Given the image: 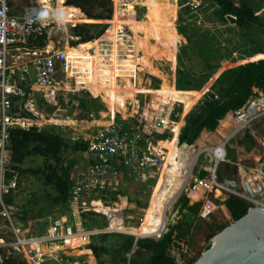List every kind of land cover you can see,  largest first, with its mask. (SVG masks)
I'll list each match as a JSON object with an SVG mask.
<instances>
[{"label": "rangeland", "instance_id": "1", "mask_svg": "<svg viewBox=\"0 0 264 264\" xmlns=\"http://www.w3.org/2000/svg\"><path fill=\"white\" fill-rule=\"evenodd\" d=\"M48 1L47 3L53 9L57 7L62 8L66 13V21L69 20L70 22L61 24L53 19L45 24V28H48L49 33V45L52 42L54 44L53 46L51 44L52 47L48 45V50L56 49L67 51L68 49H73L71 47V42L77 43V39H72L68 36L67 32L69 26L74 27L79 24H84L82 20H85L86 16L77 8L66 7L61 0ZM200 1L202 2L201 8L198 11L191 10L192 18L190 14L186 15L181 8L179 9L180 2L178 3V0L175 2L174 0H169L168 3L170 5L176 4V17H172V12L170 11L164 12L163 18L161 19H163L164 22L171 21L168 27L171 28L173 26L176 33L179 35L175 38L169 35L165 30L155 33L150 29L136 28L133 24L134 20H144L149 9L148 6L143 5V2L140 0H132L128 3L114 0V12L111 20H113L116 7L122 11H126L129 20H123L124 24H122L125 26L124 28L127 31V35L133 37L135 42L129 37L127 41L123 40L117 45L115 53L112 52L115 54L114 68H111L114 73V78L101 86V88H103L101 94L104 96L103 99H105V101L100 95L93 96L91 91H88L92 98L97 99L100 104H103V108L100 109V111H91V113L95 115V121L89 118V111H84L81 107L79 110H72V108L66 110L63 109V107L59 111L66 110V113H61L59 114L60 116H64L67 114V111H70L68 113L75 119V121H73L74 123L70 126L72 128L66 127L67 132H62V134L69 138H87L97 129L95 127V122H108L110 116L115 114L117 119L126 120L130 126L142 132L145 136L146 134L143 129L146 132L157 130L160 133H168L171 139L169 145L161 144L165 151L163 167L159 170L154 169L146 173L152 176L149 182H142L141 180H136L134 177L125 174L123 176V185L120 186L119 189L125 192L126 196H117V201H114L110 195L100 194L96 198L92 197L87 200L88 203H86V207L88 208L98 209L105 208L106 206L110 207V209H108L110 210L108 212L111 216L110 224L108 222L106 226L103 217L104 214L97 212V214L101 215L93 218V220L91 219V222L89 221L95 227H102L103 230L110 228L112 230L131 232L140 236L144 235L142 229L148 225L147 217L153 209L155 200L159 194L158 192H160L162 187L161 178L165 174L166 164L170 165L169 163H171L172 165L177 158V151L176 155H171L173 153L171 145L174 140L178 143L181 132L180 128H183L184 124L189 119L200 112L201 105L208 96L216 93V91H212L211 88L220 74L229 68L236 67L240 63L253 61L257 56H264V34L261 30L252 27L249 31H246L247 35L243 37L242 35L245 32L232 24L230 20L222 22L218 19L216 12L220 7L214 0H198V2ZM21 7L22 2L11 1L10 9L12 14L20 11ZM162 10L165 11L163 8ZM257 12L259 16L264 18V4L262 0H257ZM124 15L125 14H122L121 17L125 19ZM182 15L184 16L182 17ZM121 17L118 15L113 24L119 22L118 20L122 19ZM109 21L103 22L107 23L110 27ZM105 35L106 32L101 39H104ZM176 41L178 42L177 53L173 46ZM129 45L131 46L129 55L131 58L125 56V62L118 67V59L122 56L123 50ZM78 46L79 45L76 47ZM109 65L110 64H108V66ZM117 68H119V70H117ZM213 72H215L213 78H210L209 81L203 80L204 76H208ZM130 76L136 78L134 79L135 82ZM62 81V85L65 86V88L68 86L75 87L76 85L73 79L64 80V78H62ZM173 89L179 93V95H177L178 98L173 97ZM257 91V88L253 89L254 96H257ZM106 103L109 104L110 108L115 112H110ZM231 127L232 122H228L226 128L223 129L228 134L227 136H229L233 129ZM216 132L217 131L209 134L210 137ZM248 132L252 134L256 144L251 150H241V146H239L237 142L243 139L244 136H242V134ZM201 137L202 136L199 137V141ZM198 140L191 147L186 145L188 160L191 152L198 153L202 148L212 149L218 146L217 151H215L214 154L211 152H202L199 155L196 164L192 167V177L190 175V180L188 179L187 184L166 212L164 231L157 238L148 237L159 240L170 230H173L174 238L171 252L177 259L178 264L194 263L201 254L208 249L210 236L216 235L219 233L220 228L233 222L229 212L225 211V207H221V209L219 204H216V207L211 202L205 204L202 213L206 214L214 211L206 218V220L209 219L211 228L215 227L213 231L210 229L209 225L207 227V223L205 222H199L196 227L193 226L191 230H189L187 228V223L184 221L186 218L184 215L186 210L182 208V199L186 197L189 200V205L192 201L188 197L190 194L189 184H191L195 178H201L203 173H205V177L213 173V169L215 170L216 166L213 155H219L220 151H222L221 144L223 142L211 143L206 139L204 143L201 144ZM230 144H232L234 148V153L230 161L239 165V169L242 168L241 175L244 179L248 177L247 179L252 181L251 174H258V167L264 157V115L255 120L246 132H241L234 137L230 141L229 145ZM183 145H181V147ZM227 149L229 150L228 146ZM62 157L65 161V167L70 164V162H76L73 170L71 169V176L74 178H77L79 173L87 167L86 152H67L64 153ZM226 161L229 162L228 157ZM226 161L220 162L216 172H220V170L226 168ZM44 162V158L32 157L25 163V168L42 169ZM240 182L241 185H243L244 181L242 182L240 180ZM19 184V188L15 192L17 208L21 211L23 205H28L30 211L26 216L27 221H18L14 219L16 230H14L9 223H0V238H3L5 241L2 243L3 246L0 249L7 254L11 251L17 255L23 256L28 264H38L41 258L48 259V257H46L47 255L44 254V246L47 248L50 245L49 241L46 240L45 242L44 240L48 237L43 225L45 222L50 223L58 217V209H52L50 217L45 218L44 213L50 209V203L47 199V193L50 191L42 176H23ZM262 184L264 185L263 178ZM200 193L202 196L203 191ZM230 195L233 194L230 193ZM201 196L198 200L202 198ZM121 197L125 198L127 202L124 204L122 203L123 207H118L121 204ZM213 198L214 193L206 196V199L213 200ZM28 202L30 203L28 204ZM138 202L141 203V206L138 205ZM210 216H213V218L210 219ZM192 218L193 217L189 216V221H192ZM81 226V228L86 230L83 225ZM16 231H18V233ZM188 231L190 234L187 235ZM23 237L27 238V240H44L43 242L46 244L44 246L38 244L39 246L37 245L35 250L31 246L26 248L22 246L20 248L22 252L18 253V251H14L13 247L18 245V239ZM81 244L82 245L79 247L82 250H80L87 251L88 254H81L82 259L79 264H91L89 258L91 260L93 259V262L96 259H94L95 257L90 250L87 248L84 249V243L82 241ZM51 247H55V245L52 243ZM28 251L31 255L29 258L27 256ZM65 256L76 257V254L66 251ZM78 256L79 254L77 257ZM1 258L2 255H0V259ZM53 258L52 260L58 261L61 264H70ZM128 258L130 257L128 256Z\"/></svg>", "mask_w": 264, "mask_h": 264}, {"label": "trees", "instance_id": "2", "mask_svg": "<svg viewBox=\"0 0 264 264\" xmlns=\"http://www.w3.org/2000/svg\"><path fill=\"white\" fill-rule=\"evenodd\" d=\"M66 7H74L79 9L86 19L74 27L69 26L68 34L77 39V43L71 42V47L74 48L80 44H90L100 39L109 25L103 21L112 19L114 12V0H64ZM116 1V0H115ZM124 3L132 0H120ZM185 0H179L180 8L186 15L192 16L191 9L186 6ZM219 5V10L216 12L218 19L222 22L230 20L232 24L236 25L241 31L247 35L252 27L258 28L264 34V18L258 15L257 0H214ZM263 4H264V0ZM202 5V4H201ZM201 7V6H200ZM121 9L116 7L113 20L109 21L110 26L113 24L116 17L119 15ZM116 16V17H115ZM184 15H182L183 17ZM69 20H65L66 23ZM48 28H44L42 36L38 38L36 44L43 48L48 44ZM251 43V42H250ZM249 44V43H246ZM130 47H128L127 55L119 57L118 67L125 62V56L130 55ZM245 47V45H244ZM249 47V46H248ZM126 57V58H127ZM128 58H131L129 56ZM114 64V62H113ZM119 70V68H117ZM215 72L204 76V81H209L213 78ZM257 88L264 92V58L243 62L242 64L229 68L220 74L217 80L212 85L211 90L216 91L215 94L208 96L200 108V112L193 118L189 119L183 127L181 136L179 138L180 145H177V158L172 165H168L165 171V182L155 200V204L147 217L148 225L142 229L144 237H159L164 231L165 215L170 206L174 203L182 189L188 182L191 175L193 164L198 159L202 152L217 151L215 149L202 148L198 153L191 152L189 160L187 157V145H193L204 131L213 132L217 129V142H221V137L228 138V134L223 130L226 128L228 122H232L230 116L224 119L229 112H235L243 108L253 96V89ZM216 96L218 98H216ZM80 107L84 111H100L103 104H100L97 99L91 97L87 91L78 98ZM51 110V108H48ZM224 119V120H222ZM146 137L151 138L157 144H170V136L168 133H160L157 130L145 131ZM12 146L8 150L9 164L4 170V175L7 180L12 176L17 177L18 186L16 189L10 190L4 197V202L7 206L18 207L15 198V192L19 188L20 179L23 176L30 175L32 177L42 176L46 186L49 188L47 199L50 203L49 211L44 213L45 218L50 217L52 209H58V215L61 217H68L70 222H74V211L71 209V187L72 181L70 179L71 169L75 167L76 162H70L66 167L64 166V158L62 155L67 152L85 153L88 149V143L82 139L71 140L68 136L62 133H55L53 131L37 130L32 128L30 130H23L16 128L11 131ZM249 145H255L256 142L250 133H246L241 141ZM185 144V145H183ZM181 145H183L181 147ZM214 151V152H215ZM224 151V150H223ZM223 151L221 152L223 154ZM32 157L44 158L43 168H25V163ZM179 158V159H178ZM123 170V169H122ZM121 170V171H122ZM126 171L125 169L123 172ZM205 173L202 174L204 176ZM199 188L197 192H202ZM191 192V191H190ZM244 194V193H243ZM108 195L112 200L117 201L118 195H125V192H112ZM127 202L125 198L121 199V204ZM30 202H28L29 204ZM123 203V204H122ZM230 212L233 221L243 217L248 208L251 206L244 199L231 195L224 203ZM141 206V203L138 202ZM23 209L18 211L16 219L18 221H27V214L30 211L28 205H23ZM182 208L186 210L184 221L187 223V228L191 230L192 221H189V216H197L201 203L189 206V200L186 197L182 199ZM18 209V208H17ZM110 209L109 206L105 208H98L101 213H106ZM95 212H86L80 215L82 225L86 230H103L102 227H95L90 222L93 218L100 216ZM105 225H108L107 217ZM92 219V220H91ZM91 220V221H90ZM90 221V222H89ZM0 223H5L0 219ZM51 222H45L43 228L47 227ZM226 226L219 229L222 231ZM46 232V231H45ZM190 234L189 231L187 235ZM213 235L210 236V239ZM152 238L140 239L136 242V238L131 235L122 233H100L91 237V242L87 249L90 250L95 257L97 264H178L177 259L172 255L174 231L170 230L161 239L156 240ZM85 244V243H84ZM81 248L71 241L65 242L58 250L59 257L73 261L77 255L81 253ZM66 251L76 254V257L65 256ZM0 264H28L21 255H17L10 251V254L0 249ZM128 256L130 258H128ZM44 264H61L58 261H49ZM189 264H192L190 262Z\"/></svg>", "mask_w": 264, "mask_h": 264}, {"label": "built area", "instance_id": "3", "mask_svg": "<svg viewBox=\"0 0 264 264\" xmlns=\"http://www.w3.org/2000/svg\"><path fill=\"white\" fill-rule=\"evenodd\" d=\"M184 2L192 11H197L201 6L198 0ZM41 7L38 0H35V4L25 8L24 15L15 17L10 15L8 0H0V219L9 223L14 230H16L14 219L19 210L13 206H7L4 202L5 195L18 186L15 175L10 180H7L4 175V170L9 164L8 150L12 146L11 131L16 128L23 130L35 128L39 131L47 129L60 134L69 127L72 121L71 115L60 116L62 112L59 111L46 113L42 111L41 104L78 110L80 109L78 98L82 96L83 91H89L87 84L79 82L77 68L73 67L67 51L48 50V46L40 48L35 45L46 27L45 24L34 19L36 11ZM124 27L117 31V36L127 41L131 36L127 35ZM99 45L100 53L106 57L108 54L115 55L112 53L114 47L112 49L110 40L101 39ZM109 60L112 59L107 60V65L110 64ZM130 77L133 80L136 79L133 76ZM62 78L75 80V87L65 88L62 85ZM263 115L264 92L258 90L257 96L253 95L243 108L227 115L232 119L231 128L233 129L226 142L221 144L223 154L213 155L215 161H224L230 139L241 132H246L250 125ZM88 116L95 121L93 113H88ZM85 141L88 143L87 167L72 181L71 187V209L75 213L74 230L66 228L62 235L59 234L58 229L62 228L63 224L56 219L48 229L49 236L44 239L45 242L47 240L51 243L64 239L71 240L75 245L80 246L82 241L85 243L84 249L87 248L91 237L100 234L101 230L81 228L82 213L88 211L97 213L92 210L85 211L87 209L83 202L92 197L96 198L100 194L108 195L117 190L123 180L124 169L128 176L146 181L151 177L146 174L148 171L163 167L164 148L128 125L126 120L117 119L115 114L110 116L108 122L99 125ZM214 151H212L213 154ZM219 187L216 169L206 179L195 178L193 184L189 185L191 190L202 188L213 191ZM246 200L251 206L255 205L248 198ZM211 213L202 215V218ZM104 216L109 218L108 215ZM44 240L19 238L18 245L13 249L20 253L22 246L25 248L31 246L35 250L37 244ZM4 242V239L0 238V248ZM27 254L29 258L30 252L28 251Z\"/></svg>", "mask_w": 264, "mask_h": 264}, {"label": "bare ground", "instance_id": "4", "mask_svg": "<svg viewBox=\"0 0 264 264\" xmlns=\"http://www.w3.org/2000/svg\"><path fill=\"white\" fill-rule=\"evenodd\" d=\"M140 1L143 2V5L148 6L149 9H148L147 16L145 17L144 20H142V21L134 20L133 24L136 26V28L150 29L155 33H158L159 31L165 30V31H167V33L169 35H171L175 38L177 36H179L176 33L175 28H173V26L171 28L168 27L170 25L171 21L164 22V20L161 19V18H163L164 12H170V11L172 12V17H174V18L176 17V10H175L176 4L175 3H174V5H170L168 3L169 0H140ZM175 1L176 0H174V2ZM162 8L165 11H163ZM122 14H125L124 15L125 19L121 17ZM119 16L122 19H119L118 20L119 22L110 26L108 28V31L106 32L105 37H104V38H106L112 42V45H113L112 47H114V51H112L113 53H115L117 45H119V43H121V41L124 40L122 37L117 36V31L123 27V24H124L123 20H127V19L129 20V16L126 13V11H120ZM131 39H133V37H131ZM133 41L135 42L134 39H133ZM100 42H101V38L98 39L94 43L80 44L76 48L68 49L67 52L69 53L70 60H72L73 67L77 68L76 72H77V77H78L79 82H83L84 84H87V87L91 91L93 96L100 95V97H102V99H103L104 96H102V94H101L103 92V88H101L102 84H105L110 79L114 78L113 77L114 73L111 70V68H114V64H113L114 55L108 54L106 57L104 54L100 53V45H99ZM174 43H175L174 47H175L176 53H177L178 42L176 41ZM123 55H125V54H123ZM262 58H264V56H257L253 60H258V59H262ZM108 59H112V60H109V62H110L109 66L106 64ZM173 92H174L173 97L178 98L177 95H179V93H177L174 89H173ZM103 100L105 101V99H103ZM106 105L109 108L110 112H115L112 110V108H110L109 104L106 103ZM177 145H178V143L174 140L172 145H171L172 149H173V153L171 155H176ZM169 164L171 165V163H169ZM167 166H168V164H166V167ZM166 167H165V169H166ZM165 178H166V176L164 174L161 178L162 185L165 182ZM245 180H247L246 182H249L247 177H245ZM254 181L256 183V186L261 184L259 176L257 173H254ZM198 190H199V188L196 190H191V191L194 193V192H197ZM86 203H88V201H84L83 205L87 210L99 212L95 208L86 207ZM99 213H101V212H99ZM102 214L108 215L110 218V221H111V216H110L109 212L108 213H102ZM110 221H109V224H110ZM67 241H71V240H67ZM67 241L51 242L47 248H46V246H44L46 244L45 242L41 241L38 244L44 246V249H45L44 254L47 255L46 257H54L57 260L68 262L70 264H79L81 262L82 255L88 254L87 251H81L79 256L76 259H74L73 261L59 257L58 250H59L60 246H62ZM52 243L55 245L54 248L51 247ZM89 261L91 264H96L95 260L93 262V259L91 260L89 258Z\"/></svg>", "mask_w": 264, "mask_h": 264}, {"label": "water", "instance_id": "5", "mask_svg": "<svg viewBox=\"0 0 264 264\" xmlns=\"http://www.w3.org/2000/svg\"><path fill=\"white\" fill-rule=\"evenodd\" d=\"M258 174L264 179V158L258 167ZM222 184L230 188L233 195L245 200L250 198L255 205L250 206L243 217L214 235L208 242V249L192 264H264V185H257L254 192L249 182H245L243 187L235 177L232 182L224 179ZM244 192L248 197L242 194ZM215 196L224 199V202L229 197L221 188L215 190ZM107 220L109 222L110 218ZM121 232L136 237V242L148 238L110 228L100 233Z\"/></svg>", "mask_w": 264, "mask_h": 264}, {"label": "crops", "instance_id": "6", "mask_svg": "<svg viewBox=\"0 0 264 264\" xmlns=\"http://www.w3.org/2000/svg\"><path fill=\"white\" fill-rule=\"evenodd\" d=\"M11 1H17V2H22V7H21V9H20V11H18V12H16V13H14V14H12V12H11V9H10V7H11ZM48 1V0H47ZM61 2H63V3H65V1L64 0H61ZM48 3H49V1H48ZM178 3H179V0H178ZM200 3V5L202 4V2L200 1L199 2ZM8 4H9V9H10V15L11 16H15V17H17V16H22V15H24V11H25V8L26 7H28V6H30V5H33V4H35V0H8ZM201 7H199L198 8V10L200 9ZM179 9H180V6H179ZM197 10V11H198ZM67 34H68V32H67ZM68 36L69 37H71L69 34H68ZM72 38V37H71ZM72 39H74V38H72ZM49 38H48V44L46 45V46H48L49 45ZM52 44V46L54 45L53 44V42L51 43ZM51 44L49 45L50 47H52L51 46ZM45 46V47H46ZM48 46V47H49ZM130 46V45H129ZM128 46V47H129ZM173 46H174V44H173ZM128 47H126L125 48V50H123V54H125V55H127V51H128ZM126 52V53H125ZM122 54V55H123ZM240 64H242V63H240ZM240 64H238V65H240ZM237 65V66H238ZM84 92H86V90L85 91H83L82 93H84ZM48 108H51V110H48ZM61 108H63L62 106H60V107H54V106H45L44 104H41V109H42V111H44V112H46V113H53V112H58V111H60V109ZM63 109H65V108H63ZM67 110V109H66ZM66 110L65 111H61L62 113H66ZM79 110V109H78ZM68 112H70V111H67V114H69ZM230 113V112H229ZM228 113V114H229ZM227 114V115H228ZM227 115L224 117V118H226L227 117ZM223 120V119H222ZM73 121H75V119H73L72 118V121H71V123H70V125H69V127L74 123ZM221 122V121H220ZM220 122H219V125H220ZM106 123V122H105ZM105 123H100V122H95V127L96 128H98L99 127V125H103V124H105ZM129 125V124H128ZM219 125H218V127H219ZM176 127V126H175ZM178 127H180V126H178ZM184 127V126H183ZM217 127V128H218ZM70 128H72V127H70ZM217 128H216V130L215 131H217ZM182 130H183V128H180V136H181V133H182ZM215 131H213V132H215ZM64 132H67V130L65 129V131H63V133ZM213 132H210V131H207V130H204L201 134H200V136H202L201 137V140L199 141L198 139V141L199 142H201V144H203L204 143V141L207 139V140H209L211 143H215V142H217V138H218V136H217V132L216 133H214L213 134V136H211L210 137V135L209 134H212ZM62 133V132H61ZM173 133H174V131H173ZM250 133V132H249ZM203 134V135H202ZM64 135V134H63ZM245 135L246 134H242V136H244L245 137ZM250 135H252L251 133H250ZM180 136H179V138H180ZM199 136V137H200ZM243 137V138H244ZM87 138H89V136L87 137ZM87 138H77V139H74V138H71V140H79V139H82V140H87ZM179 138H178V145H180V143H179ZM221 139V141L222 142H226V140H227V138H225V137H221L220 138ZM233 138H231L230 139V141L232 140ZM196 140V141H197ZM230 141L228 142V144H227V146H228V148H229V150L226 148V158L228 157V159H229V162L228 161H226V158H225V160L224 161H226L227 162V164L225 165V167L229 170V172H228V174L229 173H232L233 171H234V173H233V177H235V178H237L238 179V181H239V183H240V185H241V182H240V180L243 182L244 181V183L247 181V180H245L244 179V177L241 175V169H239V165H237V164H235V163H233L232 161H230V158H231V156L233 155V153H234V148H233V146H232V144H230L229 145V143H230ZM241 141H242V139H241ZM241 141H239V142H237V144L239 145V146H241V150H251V149H253V146H255V145H249V144H246V143H242ZM256 142V141H255ZM195 144V143H194ZM193 144V145H194ZM187 145V144H186ZM189 146V145H188ZM192 145H190V147H191ZM213 149V148H212ZM211 149V150H212ZM221 152L222 151H220V154H221ZM220 154H219V156H220ZM199 157V156H198ZM179 159V158H178ZM220 162H222V161H220ZM220 162H216L215 161V163H216V166H215V169H217V167H218V165L220 164ZM87 163H88V161H87ZM87 163H86V166H87ZM196 164V162L193 164V166ZM226 168H223L222 170H220V172H216V177H217V179H218V182L220 183V187L219 188H221V189H223V191L226 193V195L227 196H231L230 195V193H232L233 191L230 189V188H228V187H226V186H224L223 184H222V181L224 180V179H228V181L229 182H232V180H233V177H231V178H229V176L227 177V174H226V172H227V169ZM124 169V168H123ZM244 170V169H243ZM213 171H214V169H213ZM245 171V170H244ZM192 172V171H191ZM246 172V171H245ZM124 173V175L126 174V171H124L123 172ZM246 173H248V172H246ZM250 174V173H249ZM123 175V176H124ZM151 176V175H150ZM152 177V176H151ZM149 178L148 180H146V181H143L142 180V182H149L150 181V179H152V178ZM191 177H192V174H191ZM191 177H189V178H191ZM208 177V176H207ZM207 177H205V175L204 176H201V178H203V179H206ZM197 178H200V177H197ZM70 179H71V181H73L75 178L73 177V176H71L70 175ZM193 179V178H192ZM190 180V179H189ZM191 183V182H190ZM243 183V184H244ZM191 184H193V181H192V183ZM123 185V180H121V183L119 184V186L117 187V190H115V191H113V192H119L120 191V186H122ZM190 185V184H189ZM241 186H243V185H241ZM244 187V186H243ZM217 189V188H216ZM215 189V190H216ZM189 191H191V190H189ZM203 191V195L201 196V193L200 192H190V194H189V199H191L192 201L190 202V205L189 206H191V205H194L193 203H196V204H198V202L199 203H201V207H202V210H201V212L199 211V213H198V215L197 216H193V218H192V227L194 226V227H196L197 226V224L199 223V222H205V223H207V227H208V225H209V227H210V229L213 231L214 230V228L215 227H213V228H211V223L209 222V219H207L206 220V218L208 217H205V218H202V215H204L202 212H203V208H204V206H205V204L207 203V202H211V203H213L216 207H217V205L216 204H219L220 205V208L221 207H225V211H228L229 212V210L227 209V207H226V205L224 204L225 202L224 201H222V200H224V199H221V198H217L216 196H215V191L213 190V191H207V190H202ZM212 193H214V198H213V200H210V199H206V196H209L210 194H212ZM244 194H246L245 192H244ZM121 196H126V195H121ZM193 196V197H192ZM202 197L200 200H198V198L199 197ZM245 196H247L248 197V195L246 194ZM118 197H120V195H118ZM191 197V198H190ZM122 198V197H121ZM209 198V197H208ZM250 199V198H249ZM245 200V199H244ZM251 200V199H250ZM203 201V202H202ZM247 203H248V201L247 200H245ZM203 203V204H202ZM249 204V203H248ZM222 209V208H221ZM19 210V209H18ZM124 211V210H123ZM214 212V211H213ZM212 212V213H213ZM123 214V213H122ZM229 214H230V212H229ZM211 218H213V216H210V219ZM56 219H59L60 220V222L63 224L62 225V228H59L58 229V233L59 234H63L64 232H65V229L67 228V229H72V230H74V224H73V222L71 223L70 222V219L69 218H67V217H61V216H59L58 215V217L56 218ZM56 219H54V220H52L51 222L53 223ZM28 223V222H27ZM51 223V224H52ZM51 224L47 227V230H46V235L47 236H49V227L51 226ZM48 233V234H47ZM60 241H67V240H64V239H61V240H59V241H55V242H60ZM76 246H78V245H76ZM79 247V246H78ZM54 248V247H53ZM43 256V255H42ZM52 258L53 257H48V259H44V258H41L40 259V263H38V264H44V263H46V262H49V261H55V260H52ZM53 259H55V258H53Z\"/></svg>", "mask_w": 264, "mask_h": 264}, {"label": "clouds", "instance_id": "7", "mask_svg": "<svg viewBox=\"0 0 264 264\" xmlns=\"http://www.w3.org/2000/svg\"><path fill=\"white\" fill-rule=\"evenodd\" d=\"M38 3L42 5L40 9L36 11L34 19L41 24H47L50 20H55L58 23L63 24L66 20V13L62 8L53 9L47 0H38ZM31 22V21H30Z\"/></svg>", "mask_w": 264, "mask_h": 264}, {"label": "flooded vegetation", "instance_id": "8", "mask_svg": "<svg viewBox=\"0 0 264 264\" xmlns=\"http://www.w3.org/2000/svg\"><path fill=\"white\" fill-rule=\"evenodd\" d=\"M264 158V157H263ZM263 160V159H262ZM227 169V168H226ZM228 172H229V170L227 169V172H226V174H227V177L229 176V178H231V177H233V173H234V171L232 172V173H229L228 174ZM258 176H259V179H260V182L262 183V177L258 174ZM248 178V177H247ZM251 180L252 181H249V183H250V185H251V187L253 188V190H254V192H256L257 191V186H256V183H255V181H254V173H252L251 174ZM245 195V194H244Z\"/></svg>", "mask_w": 264, "mask_h": 264}]
</instances>
